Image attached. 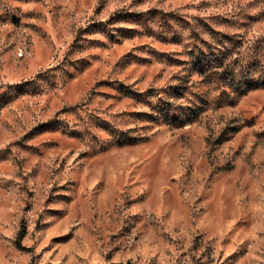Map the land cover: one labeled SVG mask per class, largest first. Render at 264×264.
<instances>
[{
    "label": "rangeland",
    "instance_id": "rangeland-1",
    "mask_svg": "<svg viewBox=\"0 0 264 264\" xmlns=\"http://www.w3.org/2000/svg\"><path fill=\"white\" fill-rule=\"evenodd\" d=\"M208 28L264 41V0H0V264H264V86L148 114Z\"/></svg>",
    "mask_w": 264,
    "mask_h": 264
},
{
    "label": "trees",
    "instance_id": "trees-1",
    "mask_svg": "<svg viewBox=\"0 0 264 264\" xmlns=\"http://www.w3.org/2000/svg\"><path fill=\"white\" fill-rule=\"evenodd\" d=\"M151 11L152 9L149 13ZM153 12L164 14L162 10L157 9H153ZM126 16L122 11H116L106 23L126 19ZM203 31L211 35L213 41L198 37V41L188 54L187 75L174 85L146 94V98L155 100L150 106L151 113H148L150 118L163 119L172 124H184L197 118L204 108L202 105L204 101L190 105L180 101L189 88L192 73L199 76L201 81L208 83L211 88L219 90L215 101L217 106L230 105L250 90L264 86V75L257 72L258 66L264 63V41L255 39L244 45L242 37L236 33L212 28ZM143 94L145 93H137L129 87L126 89V95L131 97Z\"/></svg>",
    "mask_w": 264,
    "mask_h": 264
}]
</instances>
